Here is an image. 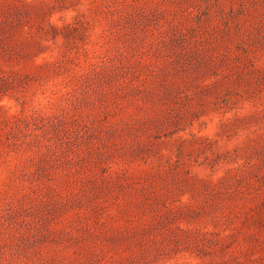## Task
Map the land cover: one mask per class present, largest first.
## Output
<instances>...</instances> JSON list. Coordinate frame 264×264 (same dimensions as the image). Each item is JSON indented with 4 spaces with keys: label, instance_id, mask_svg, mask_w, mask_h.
<instances>
[{
    "label": "rangeland",
    "instance_id": "1",
    "mask_svg": "<svg viewBox=\"0 0 264 264\" xmlns=\"http://www.w3.org/2000/svg\"><path fill=\"white\" fill-rule=\"evenodd\" d=\"M0 264H264V0H0Z\"/></svg>",
    "mask_w": 264,
    "mask_h": 264
}]
</instances>
